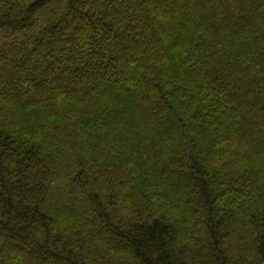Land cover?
Instances as JSON below:
<instances>
[{"label": "trees", "instance_id": "trees-1", "mask_svg": "<svg viewBox=\"0 0 264 264\" xmlns=\"http://www.w3.org/2000/svg\"><path fill=\"white\" fill-rule=\"evenodd\" d=\"M0 264H264V0H0Z\"/></svg>", "mask_w": 264, "mask_h": 264}]
</instances>
